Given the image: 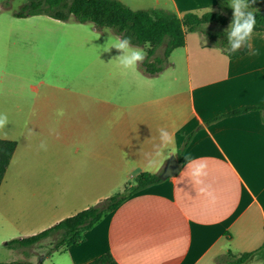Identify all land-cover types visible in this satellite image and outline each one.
Listing matches in <instances>:
<instances>
[{
	"label": "crops",
	"instance_id": "1",
	"mask_svg": "<svg viewBox=\"0 0 264 264\" xmlns=\"http://www.w3.org/2000/svg\"><path fill=\"white\" fill-rule=\"evenodd\" d=\"M121 1L180 18L209 11L233 16L227 0ZM252 7L264 12V0ZM4 10L0 3V115L6 118L0 140L15 141L16 148L0 185V263H38L28 248L9 249L7 242L96 205L142 172L163 171L172 156L155 155L163 127L177 152L182 132L198 128L181 161L173 154L179 172L132 195L87 231L84 243L41 264H52L57 253H67L71 264H217L228 251L253 253L244 264H264L263 114L251 110L208 124L229 110L264 104V30H254L255 54L235 59L209 46L205 35L187 33L168 67L148 76L139 66L120 69L111 61L115 49L99 56L108 34L92 22L47 15L13 21ZM20 22L41 24L39 32H13ZM186 157L206 161L214 200L198 194Z\"/></svg>",
	"mask_w": 264,
	"mask_h": 264
},
{
	"label": "trees",
	"instance_id": "2",
	"mask_svg": "<svg viewBox=\"0 0 264 264\" xmlns=\"http://www.w3.org/2000/svg\"><path fill=\"white\" fill-rule=\"evenodd\" d=\"M3 6L6 8L8 5ZM14 15L20 18L47 15L66 22H92L97 30L102 31L104 28H110L115 34L129 37L132 44L138 47H143L145 41H150L151 48L146 49L145 60L139 65L140 70L148 76H156L168 67L170 54L174 49L185 45L187 33L199 32L208 39L209 46L224 48L227 45L224 32H211L204 29L203 26L209 23L227 25L232 20L213 11L202 15L189 12L180 18L176 12L164 8L132 9L121 0H26ZM256 20L257 24L254 30H264V12H256ZM247 52V50L241 49L238 53L227 55L235 59ZM251 110H259L263 114L264 120L263 104L229 110L211 119L208 124ZM197 129L188 134L182 132L183 143L177 152L179 161L183 158ZM15 148V141L0 140V185ZM161 172H142L137 175L135 183L126 185L121 192L59 221L40 233L11 239L6 245L9 249L21 250L22 248H33L41 241L52 238L54 242L45 253L46 257L66 247L80 245L86 241L85 233L114 212L125 200L151 185L163 182L160 176ZM252 254L243 253L236 256L228 251L218 256L216 262L217 264H244ZM41 262L39 261L37 264H41ZM9 264L18 263L11 262ZM86 264L102 263L96 259Z\"/></svg>",
	"mask_w": 264,
	"mask_h": 264
},
{
	"label": "clouds",
	"instance_id": "3",
	"mask_svg": "<svg viewBox=\"0 0 264 264\" xmlns=\"http://www.w3.org/2000/svg\"><path fill=\"white\" fill-rule=\"evenodd\" d=\"M255 2L256 0H227L228 7L233 10V16L230 24L224 30L227 45L222 48V51L226 54H235L241 49L247 50L249 54H255L250 43L257 24L256 9L252 7ZM204 27L206 28L207 24ZM103 32L107 33L108 37L102 47L96 46L98 54L100 56L101 53H110L113 49L117 50L118 55L111 61H115L122 70L135 71L145 60L146 49L151 48L150 41H145L143 47H138L132 44L129 37L114 34L110 28H105ZM100 35L97 34L94 39H99ZM5 121L6 118L0 115V125L4 124ZM158 131L159 144L155 145V155L157 157L161 155L169 157L176 154L177 149L172 146L174 144L172 133L163 127ZM41 147L43 148L44 145L41 144ZM186 159V171L189 172L190 181L197 189L198 194L214 200V191L210 185L205 183V179L209 174L206 161L204 159L189 160L187 157ZM81 236H83V233H81ZM52 264H71L70 257L67 253L63 255L57 253L52 258Z\"/></svg>",
	"mask_w": 264,
	"mask_h": 264
},
{
	"label": "rangeland",
	"instance_id": "4",
	"mask_svg": "<svg viewBox=\"0 0 264 264\" xmlns=\"http://www.w3.org/2000/svg\"><path fill=\"white\" fill-rule=\"evenodd\" d=\"M25 2H26V0H0V3H2L3 5H8L6 8L4 7L5 8L4 13H6V15H8L9 18H11L13 21L17 20V17L14 15V13L19 11L21 6ZM129 6L132 9H144V8H141L140 6H145V8H147L148 5H129ZM40 26H41V24H39V23H28L27 24L24 22H20V23H13L12 29H13V32H26V31L39 32L37 30H39ZM44 27H49V25H44L43 28ZM207 29L219 31V30H225L226 28L221 27L220 24H216L215 26L207 27ZM53 242L54 241L52 238H47V239L41 241L35 247L28 248V250H27L28 255L30 256V255L34 254L35 256L39 257V258H37V260L39 259L37 262H39L43 256L41 253L47 252L49 250V248L52 246ZM33 249H38V251L33 252ZM259 256H260V254L258 255V257Z\"/></svg>",
	"mask_w": 264,
	"mask_h": 264
},
{
	"label": "water",
	"instance_id": "5",
	"mask_svg": "<svg viewBox=\"0 0 264 264\" xmlns=\"http://www.w3.org/2000/svg\"><path fill=\"white\" fill-rule=\"evenodd\" d=\"M179 170H180V166H179L177 157H176V155H172L168 159V161H167L163 171L161 172L160 176L163 180H166L170 177L175 176L179 172ZM44 259H45V255L42 256L40 261H43Z\"/></svg>",
	"mask_w": 264,
	"mask_h": 264
}]
</instances>
